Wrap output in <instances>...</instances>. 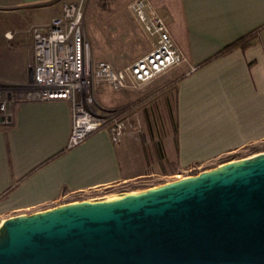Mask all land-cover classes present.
<instances>
[{
  "label": "crops",
  "instance_id": "crops-1",
  "mask_svg": "<svg viewBox=\"0 0 264 264\" xmlns=\"http://www.w3.org/2000/svg\"><path fill=\"white\" fill-rule=\"evenodd\" d=\"M129 1L114 0L124 6ZM150 2L166 18L171 36L187 58L175 67L176 131L162 146L163 158L182 169L200 168L220 156L263 145L264 27L245 49L196 65L264 24V0ZM70 129L67 100L16 105L10 125L0 128V224L8 216L47 209L61 204L62 198L143 174L132 160L139 153L134 150L141 148L134 133L125 132L113 142L101 129L66 149Z\"/></svg>",
  "mask_w": 264,
  "mask_h": 264
},
{
  "label": "water",
  "instance_id": "water-1",
  "mask_svg": "<svg viewBox=\"0 0 264 264\" xmlns=\"http://www.w3.org/2000/svg\"><path fill=\"white\" fill-rule=\"evenodd\" d=\"M0 264H264V151L8 216Z\"/></svg>",
  "mask_w": 264,
  "mask_h": 264
},
{
  "label": "rangeland",
  "instance_id": "rangeland-1",
  "mask_svg": "<svg viewBox=\"0 0 264 264\" xmlns=\"http://www.w3.org/2000/svg\"><path fill=\"white\" fill-rule=\"evenodd\" d=\"M69 1L77 0H0V128L6 129L11 123L16 105L27 101L23 100L21 92L30 84L31 79L33 28H42L52 16L60 13L63 2ZM82 1L83 24L93 61L105 60L121 67L150 50V40L126 6L117 5L114 0ZM178 76L174 67L138 89L114 90L104 83L94 84L90 90L92 106L98 111L118 110L124 113L126 128L123 136L130 131L140 140L141 148L138 146L134 150L135 154L139 152L138 157L134 155L135 159L132 160L134 168L143 171V174L115 187L69 196L59 202L139 191L197 174L204 168L228 160L264 151V144L251 146L236 154L220 156L200 168L192 166V170L182 169L175 161L167 158L160 160L158 145L164 146L168 136L174 138V82ZM141 152L143 160L140 158Z\"/></svg>",
  "mask_w": 264,
  "mask_h": 264
},
{
  "label": "built area",
  "instance_id": "built-area-1",
  "mask_svg": "<svg viewBox=\"0 0 264 264\" xmlns=\"http://www.w3.org/2000/svg\"><path fill=\"white\" fill-rule=\"evenodd\" d=\"M126 7L150 40L151 48L121 67L91 58L82 0L63 2L59 14L52 16L42 28L32 30L31 79L21 97L27 101L62 99L70 102L71 129L66 149L77 146L101 129L109 133L113 142L124 134V113L98 111L92 106L90 90L94 84L104 83L114 90L138 89L187 61L168 30L166 18L150 0H130ZM115 186L110 184L102 189Z\"/></svg>",
  "mask_w": 264,
  "mask_h": 264
},
{
  "label": "trees",
  "instance_id": "trees-1",
  "mask_svg": "<svg viewBox=\"0 0 264 264\" xmlns=\"http://www.w3.org/2000/svg\"><path fill=\"white\" fill-rule=\"evenodd\" d=\"M263 27H264V24L256 27L253 30H250L247 33L243 34L242 36L236 38L232 42L228 43L227 45H225L224 47H222L221 49H219L216 53H214L213 55H211L210 57H208L204 61H202L199 64H197L196 67H199V66H201V65H203V64L211 61L215 57H218L220 55H223L225 53H228V52L232 51L233 49H236V48L245 49L257 37L259 31ZM177 81H178V79L176 78V80H175L174 83H176ZM173 130H174V132L176 131V116H175V119H174ZM157 153H158L159 159H163L164 152H163V147H162L161 144L158 145Z\"/></svg>",
  "mask_w": 264,
  "mask_h": 264
}]
</instances>
